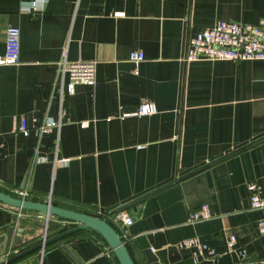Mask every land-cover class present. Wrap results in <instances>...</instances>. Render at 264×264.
<instances>
[{"label":"crops","instance_id":"obj_1","mask_svg":"<svg viewBox=\"0 0 264 264\" xmlns=\"http://www.w3.org/2000/svg\"><path fill=\"white\" fill-rule=\"evenodd\" d=\"M30 1L0 0V54L4 28L19 29L17 63L0 64V191L26 190L25 199L105 219L134 264H149L135 241L146 233L153 250L176 246L179 258L166 264H192L190 249L177 246L188 237L214 251L197 264H263L256 222L264 208L250 207L246 184L254 181L264 202V60L182 57L186 38L216 20L255 24L264 0H37L28 10ZM133 50L143 54L136 66L127 59ZM61 60L94 61L93 84L68 93ZM142 100L156 112L117 116ZM21 117L27 135L16 130ZM48 119L59 126L36 132ZM202 204L210 216L189 222ZM117 211L132 218L124 237ZM14 212L0 202V237L12 228L9 255L41 240L45 218L25 211L18 232ZM75 225L48 216L45 238ZM15 234L21 245L12 249ZM11 264L118 262L86 229Z\"/></svg>","mask_w":264,"mask_h":264},{"label":"built area","instance_id":"obj_2","mask_svg":"<svg viewBox=\"0 0 264 264\" xmlns=\"http://www.w3.org/2000/svg\"><path fill=\"white\" fill-rule=\"evenodd\" d=\"M37 0L30 1L26 5L28 10L37 6ZM115 15L120 13H114ZM19 49V29L15 26H7L3 31V53L0 54V64L13 65L17 63ZM128 61L135 66L143 59V54L140 51L133 50L128 53ZM264 60V14L257 20L255 24L237 23L230 20H216L210 27L198 31L195 35L186 38L182 60L185 62L197 60H230V61H245V60ZM57 73L62 77L67 76L65 89L68 93L73 92V85L82 83L91 85L94 82V61H75L57 62ZM156 112L154 104L149 100H142L137 107L128 113H120L119 118L127 116H144L151 115ZM110 117H107L109 119ZM88 121H81L82 127L87 126ZM59 121L48 119L45 123L37 126L35 131L43 133L49 131L52 127H58ZM16 130L22 135H27L28 127L25 120L21 117L18 121ZM249 192V205L251 208H264V202L258 194L257 185L254 181H249L246 184ZM18 198L25 199L27 196L26 190H17ZM15 209L16 219L22 216L21 209ZM210 216L209 210L205 204L200 205L197 209L188 214L189 222L206 219ZM48 216L45 215L43 222V234L41 240L45 238L46 221ZM113 221L120 224V229L123 237L126 233L132 218L129 214L123 211H117L113 215ZM256 228L259 233H264V214L257 220ZM119 235V234H118ZM121 238V235H119ZM177 246L190 249L189 257L192 264H197L199 259L208 255L214 256L213 249L207 247L196 237H188L180 240ZM235 237L229 234L225 239V247L228 251L234 249ZM239 258L244 261L247 254L243 249L237 250ZM9 256V252L3 256ZM264 264V262H263Z\"/></svg>","mask_w":264,"mask_h":264},{"label":"water","instance_id":"obj_3","mask_svg":"<svg viewBox=\"0 0 264 264\" xmlns=\"http://www.w3.org/2000/svg\"><path fill=\"white\" fill-rule=\"evenodd\" d=\"M0 202L13 208L36 211L47 216H57L65 219H70L77 223V225L73 227L58 232L51 237L44 238L43 240H40L39 242L26 247L25 249L17 253L5 257L0 261V264H11L36 250L42 249L43 246L57 241L66 235L86 229L94 230L104 239L118 264H134L125 244L119 237L116 230L103 218H98L78 211L51 205L48 202H36L28 199L14 197L2 191H0ZM17 231H21V227H19ZM11 236L12 228H9L7 229L6 233L0 237V240L3 238L2 248L0 250V254H2V256H5V254L7 253V248L9 246ZM14 236V245H16L20 236H18L17 234H15ZM135 241L149 264H166L167 262H171L179 258V255L176 252L175 245H170L155 250L151 249L150 245L152 243V237L150 233L136 236Z\"/></svg>","mask_w":264,"mask_h":264},{"label":"trees","instance_id":"obj_4","mask_svg":"<svg viewBox=\"0 0 264 264\" xmlns=\"http://www.w3.org/2000/svg\"><path fill=\"white\" fill-rule=\"evenodd\" d=\"M11 196L17 197V195H14V194L11 195ZM25 211H31V210L21 209L22 216H21V218H20L18 228H19V227L22 228V227H23V226H22V223H24V220H27L25 217L23 218V215H24V212H25ZM19 245H21V243H20V239L17 241L16 245H14V247H12V249L17 248Z\"/></svg>","mask_w":264,"mask_h":264},{"label":"rangeland","instance_id":"obj_5","mask_svg":"<svg viewBox=\"0 0 264 264\" xmlns=\"http://www.w3.org/2000/svg\"><path fill=\"white\" fill-rule=\"evenodd\" d=\"M3 260V259H2Z\"/></svg>","mask_w":264,"mask_h":264}]
</instances>
